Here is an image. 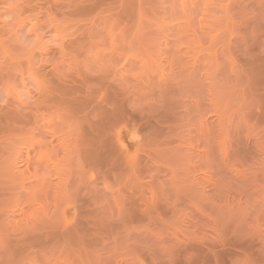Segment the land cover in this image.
<instances>
[{"label":"rangeland","instance_id":"1","mask_svg":"<svg viewBox=\"0 0 264 264\" xmlns=\"http://www.w3.org/2000/svg\"><path fill=\"white\" fill-rule=\"evenodd\" d=\"M0 264H264V0H0Z\"/></svg>","mask_w":264,"mask_h":264}]
</instances>
